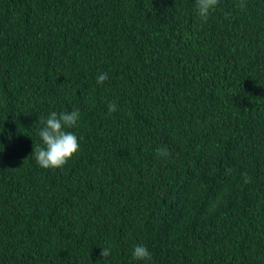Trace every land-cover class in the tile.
<instances>
[{
  "label": "trees",
  "instance_id": "16d2710c",
  "mask_svg": "<svg viewBox=\"0 0 264 264\" xmlns=\"http://www.w3.org/2000/svg\"><path fill=\"white\" fill-rule=\"evenodd\" d=\"M243 2L0 0V264H264V0ZM74 109L79 151L40 167V119Z\"/></svg>",
  "mask_w": 264,
  "mask_h": 264
},
{
  "label": "clouds",
  "instance_id": "9594fccd",
  "mask_svg": "<svg viewBox=\"0 0 264 264\" xmlns=\"http://www.w3.org/2000/svg\"><path fill=\"white\" fill-rule=\"evenodd\" d=\"M218 3L219 0H195V8L198 16L202 20L207 21L210 11ZM239 7L241 10L245 7L243 0H241ZM107 78V73L99 74L97 84H103ZM107 107L109 113L117 111V106L114 102L109 103ZM79 118V109H74L70 112L64 111L60 113L53 111L47 117L40 119L39 122L42 127L39 130V136L42 141V146L34 145L32 154L40 167L44 169L61 168L79 151L80 145L77 136L71 131H66V129L76 126ZM156 154L161 158H167L169 156L168 150L163 147L157 148ZM245 182H248L247 179ZM110 254L111 249L109 247L101 249L102 264H105ZM132 257L137 261H150L152 258L151 253L144 245H136L133 249ZM97 264H101V262L98 261Z\"/></svg>",
  "mask_w": 264,
  "mask_h": 264
}]
</instances>
